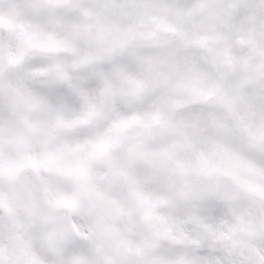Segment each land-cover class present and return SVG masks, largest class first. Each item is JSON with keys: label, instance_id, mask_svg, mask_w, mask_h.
<instances>
[{"label": "clouds", "instance_id": "obj_1", "mask_svg": "<svg viewBox=\"0 0 264 264\" xmlns=\"http://www.w3.org/2000/svg\"><path fill=\"white\" fill-rule=\"evenodd\" d=\"M0 264H264V0H0Z\"/></svg>", "mask_w": 264, "mask_h": 264}]
</instances>
